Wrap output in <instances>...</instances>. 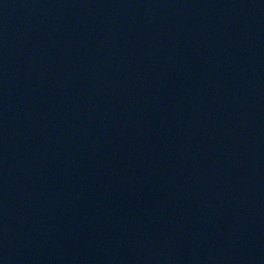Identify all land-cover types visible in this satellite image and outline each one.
Here are the masks:
<instances>
[{
    "label": "water",
    "instance_id": "water-1",
    "mask_svg": "<svg viewBox=\"0 0 264 264\" xmlns=\"http://www.w3.org/2000/svg\"><path fill=\"white\" fill-rule=\"evenodd\" d=\"M0 264H264V0H0Z\"/></svg>",
    "mask_w": 264,
    "mask_h": 264
}]
</instances>
